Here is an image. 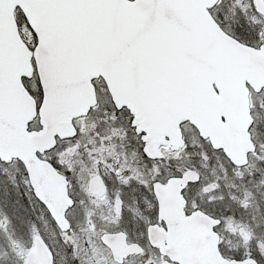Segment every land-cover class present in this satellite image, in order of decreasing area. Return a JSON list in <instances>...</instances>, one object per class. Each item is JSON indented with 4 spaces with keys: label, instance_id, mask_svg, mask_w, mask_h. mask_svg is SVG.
Returning <instances> with one entry per match:
<instances>
[{
    "label": "snow or ice",
    "instance_id": "obj_1",
    "mask_svg": "<svg viewBox=\"0 0 264 264\" xmlns=\"http://www.w3.org/2000/svg\"><path fill=\"white\" fill-rule=\"evenodd\" d=\"M264 0H0V264H264Z\"/></svg>",
    "mask_w": 264,
    "mask_h": 264
},
{
    "label": "rangeland",
    "instance_id": "obj_2",
    "mask_svg": "<svg viewBox=\"0 0 264 264\" xmlns=\"http://www.w3.org/2000/svg\"><path fill=\"white\" fill-rule=\"evenodd\" d=\"M258 132L261 133L260 134V139L264 140V126H262L261 128H259L258 129ZM0 257H3L2 254L0 255ZM5 264H13V262L6 261Z\"/></svg>",
    "mask_w": 264,
    "mask_h": 264
},
{
    "label": "flooded vegetation",
    "instance_id": "obj_3",
    "mask_svg": "<svg viewBox=\"0 0 264 264\" xmlns=\"http://www.w3.org/2000/svg\"><path fill=\"white\" fill-rule=\"evenodd\" d=\"M5 251H6V248L5 247H3V246H0V255L2 254V256H3V254L5 253ZM8 262H12V260L11 259H8L7 260Z\"/></svg>",
    "mask_w": 264,
    "mask_h": 264
}]
</instances>
